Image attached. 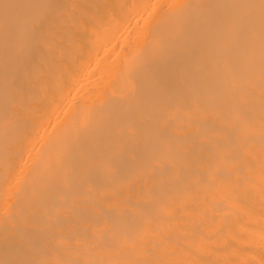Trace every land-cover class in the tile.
<instances>
[{
    "label": "bare ground",
    "instance_id": "1",
    "mask_svg": "<svg viewBox=\"0 0 264 264\" xmlns=\"http://www.w3.org/2000/svg\"><path fill=\"white\" fill-rule=\"evenodd\" d=\"M0 264H264V0H0Z\"/></svg>",
    "mask_w": 264,
    "mask_h": 264
}]
</instances>
